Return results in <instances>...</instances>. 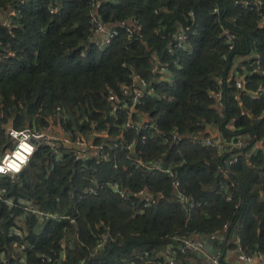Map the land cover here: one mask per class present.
Instances as JSON below:
<instances>
[{"label":"trees","instance_id":"obj_1","mask_svg":"<svg viewBox=\"0 0 264 264\" xmlns=\"http://www.w3.org/2000/svg\"><path fill=\"white\" fill-rule=\"evenodd\" d=\"M1 13L14 21L0 22V154L9 144L6 125L41 127L53 119L108 157L94 149L77 159L64 147L58 162L42 145L17 178H1L18 205L0 201V264H169L173 257L195 264V250L182 252L181 238L221 231L225 242L236 234L245 254L264 257V0H0ZM94 16L119 31L110 43L94 39ZM240 57L249 70L242 90L228 78ZM134 76L153 90L134 116L147 125L126 129L125 108L109 96L129 105ZM218 90L222 111L211 96ZM213 130L244 145L222 152L193 140H214ZM173 132L182 139L164 143ZM110 183L160 196L157 203L134 194L122 199ZM20 201L75 223L40 225ZM13 212L25 213V241L33 244L25 253L8 235ZM104 232L111 238L98 248Z\"/></svg>","mask_w":264,"mask_h":264},{"label":"built area","instance_id":"obj_2","mask_svg":"<svg viewBox=\"0 0 264 264\" xmlns=\"http://www.w3.org/2000/svg\"><path fill=\"white\" fill-rule=\"evenodd\" d=\"M22 2H25V0H21ZM95 1V0H94ZM57 10L56 7L51 8V13L55 12ZM217 11V9H215ZM12 14H15V11L12 12ZM10 17L5 16L4 14H0V22H13ZM94 26L96 32H100L102 34L101 39L98 40V42H101L102 45L108 44L111 42V40L119 33L116 29L107 28L105 25H103L95 16H94ZM186 28V30H188ZM186 30L182 33H180L177 36V39L179 41H185L187 39ZM129 34H132V29H127ZM231 42V40H229ZM246 57H240L237 61H235L234 65L230 69L228 78L230 80L235 81V85L237 89L242 90L246 89L245 86V78L248 74L249 70L246 65ZM259 62V61H258ZM160 67V64L157 63L155 66V71H158ZM134 79L136 83L134 84V92L131 97V102L129 105H124L121 103L120 96L112 93L109 96V100L115 103H119V108H125L126 114L128 116V120L125 123V128H134L135 126H146L144 119L142 120L139 118V120H135V111L137 107L141 104L142 99L145 97L146 93L152 92L153 88L151 87L149 89V83L145 78H141L138 76H134ZM172 80V79H170ZM224 81L223 76L218 77V83L222 84ZM211 96L214 98L217 107L222 111L224 108L223 105V94L221 90L213 91L211 93ZM253 98L259 99L260 94L258 92L253 93ZM60 110V107L58 108ZM244 113V112H243ZM5 133L9 137V144L5 146V149L0 154V167L4 168V171L0 172V179L6 176H10L13 178H17L20 174V172L24 169V167L28 164L30 161L32 155L35 153L36 150H38L42 145L49 146L51 149V153L55 157V160L58 162H61L64 160V147H68L71 149L76 150V158L82 159L86 158L91 151L96 149L100 152L101 159H106L108 155L106 152L102 149L101 146L95 145L92 141L86 140L80 135H74L71 132H68L65 130L64 127H62L59 124H56L54 120H51V123L48 126H31L27 128L22 129H16L12 126V122L5 126ZM218 133V137H216L214 140L210 138H205L204 136L194 135L193 140L196 141L199 144L202 145H212L219 148L222 152H225L227 149L228 152L237 150L241 148L244 145L243 141H234V142H224L223 138L220 136V133ZM214 138V137H213ZM182 139V136L178 134L177 132H173L169 136L163 137L164 143H170L175 142L178 143ZM24 145L28 146L29 150L24 148ZM133 145L130 144L127 146L128 149H132ZM16 151L20 152L24 159H19L16 157L15 153ZM10 160H13L15 163H17V166L19 170H16V167L10 163ZM233 156H231L228 159V165L232 164L233 162ZM134 163L147 167L150 171L154 172H162V173H170L172 175V172L170 169L165 168L161 164H145L140 158H135ZM9 165H13L14 167H9ZM226 172V171H225ZM110 186L117 192H120V197L122 199L128 198L129 194H134L136 196H140L143 198H146L149 203H157L158 198L160 195L155 196L154 194L148 192L145 188L141 189L138 192H127L126 190H120L119 186L110 183ZM175 186H178V182L175 183ZM87 193H96V189L94 187H89L86 189ZM184 200V205H189V199L188 198H182ZM227 201L232 200V195L227 194L226 196ZM0 201L7 205V206H14L18 205L16 201L9 196L8 189L5 186L0 185ZM22 203V206L24 207L25 213H29L31 215H34L38 223L40 225H43L46 221L49 220H68L70 223H75V217L69 215V214H56V213H50L47 211H44L42 209L36 208L32 206L30 203ZM238 208L239 205H236ZM25 213L22 214V216L17 215L15 212L11 213V220L13 221V225H11L8 235L11 237H15L17 239H20L21 242L19 243V249L23 253H25L28 249L33 248V244H31L29 241H25ZM110 235L108 232L102 233L101 241L97 244V247L100 248L106 241L110 240ZM178 240H180L178 238ZM239 237H237V242H239ZM181 251L186 252L188 250H196L197 248H201L203 241H201L197 237H190V238H181ZM62 245H65V241H62ZM239 250L241 252L242 249L239 246ZM244 256L246 259H252L253 255L251 254H245ZM40 257L42 261H50V255L41 253ZM222 251L218 252L216 255H211L206 261L202 262H196L195 264H221L222 260ZM65 258V251L61 254V259ZM169 264H178V262L173 257L172 259H169Z\"/></svg>","mask_w":264,"mask_h":264},{"label":"crops","instance_id":"obj_3","mask_svg":"<svg viewBox=\"0 0 264 264\" xmlns=\"http://www.w3.org/2000/svg\"><path fill=\"white\" fill-rule=\"evenodd\" d=\"M102 34L100 32H96L94 34V39L99 40L101 39ZM216 130H213V132ZM225 231H221L220 233L213 236L214 242L212 243L213 247L220 248L224 250V253L222 254V260L221 264H264V257L259 255H253L252 259H246L244 256V252H241L238 247L237 242V236L236 234H233L229 238V242H225ZM233 245V247L226 248L227 245ZM211 252L208 251L205 248V243L203 241V244L201 248H197L195 250V257H191L189 260L191 262H202L206 261L210 256Z\"/></svg>","mask_w":264,"mask_h":264},{"label":"water","instance_id":"obj_4","mask_svg":"<svg viewBox=\"0 0 264 264\" xmlns=\"http://www.w3.org/2000/svg\"><path fill=\"white\" fill-rule=\"evenodd\" d=\"M212 133H213L212 136L214 138L218 137V133H216V132H212ZM199 239L201 241H204L205 248L208 251H210L212 255H216L220 251H222V254L224 253V250H222L220 248H215V247L212 246L213 245L212 243L214 242L213 236H202V237H199Z\"/></svg>","mask_w":264,"mask_h":264},{"label":"clouds","instance_id":"obj_5","mask_svg":"<svg viewBox=\"0 0 264 264\" xmlns=\"http://www.w3.org/2000/svg\"><path fill=\"white\" fill-rule=\"evenodd\" d=\"M9 167H14V166L13 165H9ZM15 167H16V170L18 171L19 170L18 166H15ZM2 171H4V168L0 167V172H2Z\"/></svg>","mask_w":264,"mask_h":264},{"label":"bare ground","instance_id":"obj_6","mask_svg":"<svg viewBox=\"0 0 264 264\" xmlns=\"http://www.w3.org/2000/svg\"><path fill=\"white\" fill-rule=\"evenodd\" d=\"M26 147V145H24V148ZM28 150H29V148H28ZM20 152L19 153H15V155H16V157H18L19 158V156H20ZM22 159H24V158H22ZM13 160H10V163L12 162Z\"/></svg>","mask_w":264,"mask_h":264},{"label":"rangeland","instance_id":"obj_7","mask_svg":"<svg viewBox=\"0 0 264 264\" xmlns=\"http://www.w3.org/2000/svg\"><path fill=\"white\" fill-rule=\"evenodd\" d=\"M216 132V131H214ZM25 149L27 150L28 149V146L25 147ZM16 153H19L18 151H16ZM22 155V154H21ZM24 158V156L21 157V159Z\"/></svg>","mask_w":264,"mask_h":264}]
</instances>
